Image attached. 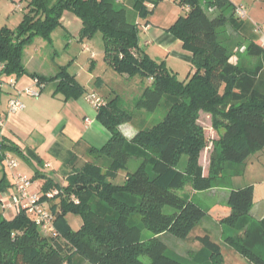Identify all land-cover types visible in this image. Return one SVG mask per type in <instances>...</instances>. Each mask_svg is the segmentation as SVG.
Returning a JSON list of instances; mask_svg holds the SVG:
<instances>
[{"label": "trees", "instance_id": "trees-1", "mask_svg": "<svg viewBox=\"0 0 264 264\" xmlns=\"http://www.w3.org/2000/svg\"><path fill=\"white\" fill-rule=\"evenodd\" d=\"M162 1L30 0L17 29H0V84L3 77L28 74L25 49L36 38L50 41L69 11L82 22V41L102 34L104 61L113 71L127 81H150L135 109L163 113L160 121L138 129L129 140L120 127L132 123L134 116L121 108L120 96L103 98L97 121L109 133L107 143L91 147L92 161L80 168L72 167L78 160L71 157L66 187L48 181L40 192L46 200L50 191H60L47 200L56 235L43 234L26 210L8 219L0 208V264H223L222 246L208 234L197 237L201 249L191 254V260L171 250L163 238L188 239L209 216L194 203L193 194L224 187L229 166L245 167L253 155L264 153V28L239 19L230 0H175L186 11L168 32L191 56V74L182 82L165 62L152 59L140 45L139 20L152 15L148 4L156 8ZM225 29L245 48L246 61L232 63L230 39L221 37ZM30 76L45 87L55 83V95L65 101L78 100L87 92L67 67H60L50 78ZM200 112L212 116L213 128L220 134L207 174L199 163L208 146L197 123ZM11 152L26 158L18 148L0 143L1 160ZM27 155L45 167L33 150ZM133 159L140 165L129 173ZM122 172H127L124 182L115 183ZM8 187L3 177L0 193ZM254 189L249 184L230 192L227 207L231 212L221 225L235 231L225 244L249 262L264 264V218L251 217ZM166 207L174 212L166 213ZM68 215L82 219L79 230L69 225Z\"/></svg>", "mask_w": 264, "mask_h": 264}, {"label": "crops", "instance_id": "crops-1", "mask_svg": "<svg viewBox=\"0 0 264 264\" xmlns=\"http://www.w3.org/2000/svg\"><path fill=\"white\" fill-rule=\"evenodd\" d=\"M29 2L30 0H0V29H17L23 20L25 12H27L26 8ZM230 2L235 7L246 6L249 16L248 20L254 25H261V22L264 21V0H230ZM248 2H252L253 6L249 7ZM254 5H257V7L255 8ZM16 13L21 14V16L17 17ZM184 14H182V10L178 6L177 2H175V4L165 2L164 4L158 5L154 9L152 15H150L146 20H139L140 45L152 59L156 60L157 62H165L167 67L173 72V68L170 67V61H172V57L174 56L175 58H182L186 65L190 67L191 74L190 54L185 52L182 49L181 42L168 32V29L174 24V22H176L177 19ZM5 16L7 20H1V18ZM84 49L85 51H88L89 47L84 46ZM38 52L39 51L37 50L34 51V54H28L24 52L23 62L28 74L22 77H3L5 78V80L9 79V81H15L13 87L8 85V92L10 94L9 100L11 98H14L17 95L18 91H23L27 88L35 87L34 79L30 75H38L46 78L54 77L56 75L55 74L54 76H49L46 73H38L36 69L33 68L34 66H31L35 62L39 61L37 59ZM88 59L89 61L94 63V67H96V65H100L101 68L105 66L107 72L111 69L105 61L104 64H101L100 55H97L94 51H92L91 56H89ZM173 62L175 63L176 61ZM173 66L176 67L177 65L174 64ZM1 69L2 66H0V70ZM86 69L87 66L84 67V70ZM83 72L78 74H70L75 76L78 82L86 89L87 92L85 96L89 94H97L94 91L95 88H97L100 83L104 82L101 80L98 74H96V72L92 71L91 69V72L88 75L90 80L89 84L91 86V90H89V85L82 81ZM96 78L97 80L95 81V84L92 83V81H94ZM49 84L46 86L45 90L48 88ZM140 84L141 83L139 82V87ZM4 85L5 84L1 83L0 87ZM54 86V89H52L48 93H46V91L44 90L39 99H34L27 95L21 96V101L24 102L28 108L26 112L23 113V116L17 114L14 116L5 114V117L2 118V114L0 113V118L4 121V125L0 129V143L4 142L8 145L14 146L15 148H18L22 155H25L26 157L22 158L17 153H9L19 161L20 166L18 171L21 174L29 176L25 172V170H22L24 173L20 171L23 164L21 163V160H23L26 165L34 169L35 174L39 173L42 176L37 180L34 178L35 175L32 177L29 176L33 179V184L30 188L31 193L42 192L44 186L48 181L52 182V184L55 185L56 179L55 175H47L37 168V160L34 157L27 155L28 150H33L36 155L41 160H43V163L45 162V164L49 163L51 165L48 168L44 167V169H52L53 164L51 161L54 160L58 163L63 159V161L68 164L71 162V157L73 155L75 156V159H79V165L77 164V167L80 168L85 163L92 161V157L89 155V149L91 147L101 148L107 143L109 139L108 131L97 121V111H95L94 108L85 101V96L78 100L65 101L62 95H55V83ZM110 91L111 93H109L108 99L117 96V93L116 91H114V89H111ZM103 97L107 98L106 96H102V98ZM87 120L89 121L87 122ZM30 123H32V125H30ZM120 129L125 137L129 140L133 139L138 132V129H136L131 123L122 125ZM35 133H37L38 136L37 138L32 140V137ZM0 164V180L5 177L7 185L9 186L6 191L0 193V198L4 197L5 202H8V196L13 184L14 172L7 168L6 162L1 159ZM262 182L264 183V179ZM67 184L68 180L66 177L60 187H66ZM259 184L261 183H253L255 189L254 206L251 211V217L256 221L264 218V208L262 211L260 210V203L257 202L256 199ZM248 185H241V187H246ZM241 187L236 185V187H232V189H229L228 197L233 189ZM215 189L209 191H213ZM18 212L19 211L17 209L8 208L6 211H4V214L8 219H12L18 214ZM230 212V209L228 207H225L220 215H217L216 218H213L212 223H207L206 221L208 218H206L198 225H206L203 226V232L205 233V235H210L214 241L222 246V249L227 247H229V249H234L232 246L225 244V238L228 236H233L234 234L232 233H234L235 231L232 228L227 229L225 228V225H221V220L224 217L228 216ZM69 216L71 215H68L66 218L69 225L73 230H79L83 224L82 219L79 217L81 221H79L78 219H74L73 223H71L68 219ZM72 216L78 217L75 215ZM213 230H217L218 234L214 235L212 233L214 232ZM200 249L201 246H195L194 249L190 250L187 254L188 256H191V254L199 251ZM176 253L180 256H183L179 252Z\"/></svg>", "mask_w": 264, "mask_h": 264}, {"label": "rangeland", "instance_id": "rangeland-1", "mask_svg": "<svg viewBox=\"0 0 264 264\" xmlns=\"http://www.w3.org/2000/svg\"><path fill=\"white\" fill-rule=\"evenodd\" d=\"M165 2L175 4L174 0H165L159 3V5L164 4ZM203 5L207 10L209 15H213V10L207 8L206 2L203 1ZM249 7L253 6V3L248 2ZM179 6V5H178ZM180 7V6H179ZM246 7V6H245ZM254 7L256 8L257 5ZM182 10V14L185 13V9L180 7ZM17 17L21 16V14L16 13ZM249 17V16H248ZM1 20L6 21L7 18L2 17ZM14 20V19H13ZM143 20V19H142ZM175 23V22H174ZM261 25L264 28V21L261 22ZM81 31H82V22L81 20L74 15L73 13L66 11L64 12L61 19V26L58 27L51 35L50 41L43 38H36L31 45H29L25 49V53L34 54V51H39L37 59L38 62H35L31 65L38 73L47 74L49 76H54L58 73L60 67H67L68 71L71 74H78L83 72L82 81L89 85V90H91L89 74L92 71H95L96 74L101 78L104 83H100L97 88H95V93L99 96L109 97V93H111V89L116 91L117 95H119L122 99L121 108L128 113H131L134 116V120L131 123L136 129H145L149 128L152 125L156 124L163 117V113L158 111L157 113L151 114L147 112H140L135 109V102L143 93V90L149 85L150 81L143 82L139 87V79L135 78L131 81L125 80L121 75L117 74L113 70H109L107 72L106 67H100V65H96L94 67V63L89 61L88 57L91 56L92 51L96 52L97 55H100V62L104 64V41L102 34H97L91 39L81 40ZM232 34V35H231ZM221 37L226 40L229 38V43L231 50L233 52L232 63H236L238 61H246L245 48L243 46H238V42L235 39V35L232 33L230 29L221 33ZM84 46H88L89 50L85 51ZM88 52V53H86ZM173 61H176L175 63ZM171 62V63H170ZM170 67L173 68L174 73L176 74L179 81H187L189 79L190 67L186 65L182 58L172 57V61H170ZM176 64L177 66H173ZM87 66V69L84 70V67ZM94 67V68H93ZM98 77V78H99ZM97 78L92 81L95 84ZM4 86L0 87V113L2 114V118L5 117V114H9L7 106L9 101V87L10 84L9 79L4 80ZM95 86V85H94ZM54 83H50L48 88L45 90L46 93L54 89ZM93 87V85H92ZM100 88V89H99ZM43 90V91H44ZM94 93V92H93ZM40 98V97H39ZM34 98V99H39ZM105 100L107 98L103 97ZM26 105V104H25ZM27 107V105H26ZM28 109V108H27ZM26 109V110H27ZM14 113L9 115H20L23 116L24 112ZM95 110V109H94ZM96 111V110H95ZM8 115V116H9ZM197 123L201 125L204 129L205 138L207 140V148L202 152L200 156L199 163L208 173V168L210 164V156L214 150L215 142L219 140V132H217L213 128L212 116L205 112H200ZM130 124V123H128ZM32 125V123H30ZM32 127V126H31ZM37 133L34 134L32 140L37 138ZM21 160V159H20ZM43 161V160H42ZM47 161V160H45ZM53 164L52 169H44L43 166L38 165L37 168L45 174H53L55 175V183L56 187L61 186L72 170V167H75L77 164L79 165V159L76 164H73L71 167L70 164H67L65 161L60 160L59 162L51 161ZM186 158H184L181 162L180 168H185ZM22 170L30 176L35 175L34 169L30 168V166L26 165L23 160H21ZM45 163V162H44ZM49 164V163H46ZM50 165V164H49ZM140 165L139 160L133 159L128 166V172L134 173ZM51 166V165H50ZM29 167V168H28ZM1 170V164H0ZM127 172H122L119 178L115 181V183L121 184L124 182V175ZM1 174V172H0ZM264 179V153H258L253 155L249 161L246 163L245 167H240L236 165L229 166V170L226 174V185L224 187H218L213 191H205V192H196L193 194V201L199 207L208 212L207 223H212L213 218H216L217 215L223 212L224 208L227 207V197L228 190L232 189V187L241 185H248L253 183H261L258 185L257 190V202H259V208L262 211L264 208V183L262 182ZM9 198V197H8ZM10 199H8V202ZM166 213H173L174 209L170 207H166ZM69 221L73 223L74 219H78L81 221L79 217L69 216ZM206 225L198 226L194 229V231L190 234L189 238L186 240L178 239L172 235H167L163 238L164 242L168 245V247L176 252H179L183 255L187 260H191V257L188 256V252L193 250L195 246H201L197 241V236H203L205 233L203 232L204 227ZM225 228L229 229L230 227L225 226ZM214 235H217V230H213ZM147 236H151L149 232H145ZM232 234H235L232 233ZM216 242V241H215ZM228 248V249H227ZM222 249V257L224 259L225 264H253L246 260L241 254H239L235 249H229V247ZM142 260L146 263H149L150 260L147 257H143ZM189 263V262H188ZM223 263V264H224Z\"/></svg>", "mask_w": 264, "mask_h": 264}, {"label": "built area", "instance_id": "built-area-1", "mask_svg": "<svg viewBox=\"0 0 264 264\" xmlns=\"http://www.w3.org/2000/svg\"><path fill=\"white\" fill-rule=\"evenodd\" d=\"M149 10H154L153 4L147 5ZM236 15L239 19H248V10L245 6H239L236 9ZM262 28L257 26V33H261ZM4 83V82H3ZM2 83V84H3ZM15 81L10 80L9 86H14ZM35 87L27 88L23 91H18L14 98H11L8 102L9 114L20 113L27 109L24 102L21 101V96L27 95L32 98H39L42 95L45 85L40 84L38 80H34ZM85 101L89 103L96 111L104 106V99L97 94H89L85 96ZM89 120H87L88 122ZM4 121L0 118V129L3 127ZM4 161L7 168L14 172L13 184L9 193V202H5V198H0V208L6 211L8 208H14L18 211L26 210L28 215L35 218L36 225L40 231L45 235H56L57 230L54 224V215L48 209V201L59 195L60 191L52 190L46 195V200L43 199V195L40 193H31L30 188L33 184L31 178L27 175L21 174L18 169L20 166L19 161L13 157L12 154L7 153ZM46 168L50 167L49 164L45 165Z\"/></svg>", "mask_w": 264, "mask_h": 264}]
</instances>
